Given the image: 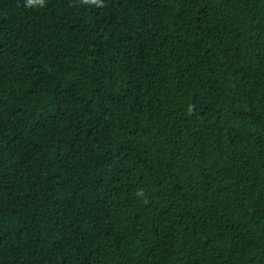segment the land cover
<instances>
[{
    "label": "trees",
    "instance_id": "1",
    "mask_svg": "<svg viewBox=\"0 0 264 264\" xmlns=\"http://www.w3.org/2000/svg\"><path fill=\"white\" fill-rule=\"evenodd\" d=\"M0 264H264V0H0Z\"/></svg>",
    "mask_w": 264,
    "mask_h": 264
},
{
    "label": "clouds",
    "instance_id": "2",
    "mask_svg": "<svg viewBox=\"0 0 264 264\" xmlns=\"http://www.w3.org/2000/svg\"><path fill=\"white\" fill-rule=\"evenodd\" d=\"M32 2V0H29V3H31Z\"/></svg>",
    "mask_w": 264,
    "mask_h": 264
}]
</instances>
